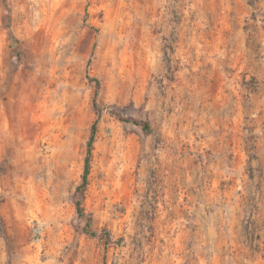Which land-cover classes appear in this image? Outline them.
Segmentation results:
<instances>
[{
    "label": "rangeland",
    "instance_id": "374dc122",
    "mask_svg": "<svg viewBox=\"0 0 264 264\" xmlns=\"http://www.w3.org/2000/svg\"><path fill=\"white\" fill-rule=\"evenodd\" d=\"M0 264H264V0H0Z\"/></svg>",
    "mask_w": 264,
    "mask_h": 264
},
{
    "label": "trees",
    "instance_id": "16d2710c",
    "mask_svg": "<svg viewBox=\"0 0 264 264\" xmlns=\"http://www.w3.org/2000/svg\"><path fill=\"white\" fill-rule=\"evenodd\" d=\"M11 39L14 38V34H10ZM90 78V77H89ZM94 82L98 84V80L96 79H91ZM94 105L98 109L99 114H100V105L94 100ZM136 125H143V128L146 130L149 129V125L146 123H143L141 121H133ZM97 132H98V120H96L91 129V135L90 138L87 142V152H86V157H85V163H84V172L82 175V182L81 184L77 187L76 195H75V205H76V211L77 214L84 218L86 221V225L84 227V231L92 236H98L99 233L91 228V217L87 215V213L84 210L83 203H82V196L85 194L88 183H89V175L91 172V163H92V158H93V151L95 147V142H96V137H97ZM105 235L107 236V239L110 240V235L107 232H104Z\"/></svg>",
    "mask_w": 264,
    "mask_h": 264
}]
</instances>
